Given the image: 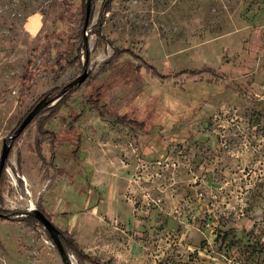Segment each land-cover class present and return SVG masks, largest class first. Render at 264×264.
Instances as JSON below:
<instances>
[{
  "label": "rangeland",
  "instance_id": "rangeland-1",
  "mask_svg": "<svg viewBox=\"0 0 264 264\" xmlns=\"http://www.w3.org/2000/svg\"><path fill=\"white\" fill-rule=\"evenodd\" d=\"M90 1L0 0V155L87 72L12 144L0 264H64L33 209L106 264H264V0Z\"/></svg>",
  "mask_w": 264,
  "mask_h": 264
},
{
  "label": "trees",
  "instance_id": "trees-1",
  "mask_svg": "<svg viewBox=\"0 0 264 264\" xmlns=\"http://www.w3.org/2000/svg\"><path fill=\"white\" fill-rule=\"evenodd\" d=\"M138 66H145L147 71L151 70V72L157 76V78L159 80L161 79H165V77H163L162 75L158 74L156 71H154L152 69V67H150L148 64H146L145 62H142V63H139ZM194 73V72H193ZM70 83V82H69ZM68 83V84H69ZM68 84L62 86V87H59V88H56L54 90H52L51 92L43 95L38 101L42 100L43 98L46 99V101H48V104L44 107H48L51 103V101H53L54 99L56 98H60L61 100L62 99H65L67 98L68 96H70L71 94H73L74 92H76L78 90V88L82 85H74V86H69ZM56 94L54 95V98L51 97L52 93H55ZM37 101V102H38ZM33 107V106H32ZM92 107L93 109L99 111V115H103V113H106V110H104V106L100 105L97 101V99H94L93 101V104H92ZM44 108L42 110H40L38 112V114L40 112H42L44 110ZM32 109V108H31ZM102 110V112H101ZM29 112V111H28ZM37 114V115H38ZM109 114V113H108ZM36 115V116H37ZM81 115V113H79V115H77V117H79ZM35 116V117H36ZM34 117V118H35ZM76 117V118H77ZM33 118V119H34ZM119 119V120H118ZM116 121L117 122H120L124 125H127L131 128H134V127H138L139 129H142V130H146L145 127H146V124L144 122H140V121H137V120H134V119H130L129 117H126L125 114H122V115H118V118L116 117ZM31 123V122H30ZM13 135V134H12ZM11 137V136H10ZM10 137L6 140L9 142L10 144V149L12 147V144L13 142L19 137V135L17 137H15L14 139H10ZM77 151H74L73 152V156L75 158V161L78 162V157H77ZM6 163V162H5ZM5 170V165H4V168L2 170V172ZM1 172V174H2ZM1 174H0V177H1ZM92 189V188H91ZM94 190V189H93ZM88 198H89V195H87L86 197V201H88ZM41 213H43V215L48 219L50 220V216L48 214H45L44 212L41 211ZM1 214V212H0ZM3 216L2 214L0 215V217ZM49 216V217H48ZM31 219L33 221H37L34 217L31 216ZM51 221V220H50ZM38 222V221H37ZM51 240V239H50ZM59 240L65 250V252L67 254H72L76 260H77V264H106V263H103L101 262L100 260H96L94 258H91L89 257L88 255H86L79 247L78 245L76 244V242L72 239V237L70 236L69 233L67 232H64V231H59ZM52 241V240H51Z\"/></svg>",
  "mask_w": 264,
  "mask_h": 264
},
{
  "label": "water",
  "instance_id": "water-1",
  "mask_svg": "<svg viewBox=\"0 0 264 264\" xmlns=\"http://www.w3.org/2000/svg\"><path fill=\"white\" fill-rule=\"evenodd\" d=\"M90 13H91V1L86 0L85 5V18H84V24H83V31L87 29L89 19H90ZM85 61H87V56L85 58ZM87 78V72L84 68V71L82 75L71 81L68 85L74 86V85H80L82 84ZM48 104V101H46L45 98L35 103L32 107V109L29 110V112L24 116L21 123L18 125L17 129L14 131L13 135L10 137V139H14L18 135L22 133V131L27 127V125L33 120V118L38 114L40 110H42L46 105ZM10 152V144L7 141H3L2 145V151L0 155V174L4 168L5 162L8 158ZM1 215V214H0ZM30 215L34 217L38 223H40L43 228L47 231L50 239L52 240L54 246L56 247L62 261L64 264H73L71 262V257L69 254H67L59 240V230L52 224L50 220H48L43 213H41L38 209H33L30 212Z\"/></svg>",
  "mask_w": 264,
  "mask_h": 264
},
{
  "label": "crops",
  "instance_id": "crops-1",
  "mask_svg": "<svg viewBox=\"0 0 264 264\" xmlns=\"http://www.w3.org/2000/svg\"><path fill=\"white\" fill-rule=\"evenodd\" d=\"M35 23H36V19H29L27 24L29 25V27L34 28ZM86 205H88V201H86L85 205L83 204V207ZM99 208H100V206H98V205L95 207V209H97V210H99Z\"/></svg>",
  "mask_w": 264,
  "mask_h": 264
}]
</instances>
